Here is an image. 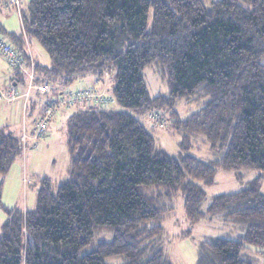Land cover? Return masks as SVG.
Listing matches in <instances>:
<instances>
[{
	"label": "trees",
	"instance_id": "1",
	"mask_svg": "<svg viewBox=\"0 0 264 264\" xmlns=\"http://www.w3.org/2000/svg\"><path fill=\"white\" fill-rule=\"evenodd\" d=\"M7 0H0L6 4ZM19 33L0 36L28 54V38L48 53L39 81L72 83L114 70L117 106L89 104L68 124L70 176L39 181L31 210H8L0 264H174L163 247L164 221L182 192L192 222L221 217L238 238L199 243L197 264H257L264 255V0H27ZM162 68L169 92L150 94L145 70ZM200 102L180 116V101ZM169 111L181 151L161 148L140 115ZM203 135L213 157L190 152ZM24 151L20 135L0 128V174ZM220 169L261 174L235 192L207 193ZM2 183H0L1 205ZM89 249V250H88Z\"/></svg>",
	"mask_w": 264,
	"mask_h": 264
},
{
	"label": "rangeland",
	"instance_id": "2",
	"mask_svg": "<svg viewBox=\"0 0 264 264\" xmlns=\"http://www.w3.org/2000/svg\"><path fill=\"white\" fill-rule=\"evenodd\" d=\"M203 1L206 5H209V0ZM27 2V0H22L21 8ZM7 6V4L0 2V21L6 24L11 31L19 33L22 30L20 16ZM28 45L34 51L38 60H42L43 63H50L48 53L36 40L29 37ZM10 72L12 73L10 67L0 55V91L9 86ZM114 75V70H110V74L106 75L108 81L111 80V90L114 84ZM145 79L152 96L168 94V83L163 77L162 68L158 63L154 62L146 68ZM19 90L20 92L23 91L21 86ZM200 106V102L183 100L178 103L177 110L180 116L185 118L199 109ZM13 108L7 103L0 102V128H5L16 135H20L24 131L23 119L16 120ZM116 108L120 109V107ZM71 112L73 111L71 110ZM71 112L59 119L58 124L52 123L51 132H53V135L50 134V140H47L48 138L44 140L38 149L24 148V153L14 162L9 172L6 175L0 174V183H2L0 236L2 224L8 218V210H31L35 207L36 191L41 178L49 177L56 183H60L70 176L71 154L68 145L67 121ZM159 112L162 114L163 126L153 123L149 114H146L147 116L140 115L139 118L154 133L161 148L171 155L178 156L181 151L180 142L182 137L170 125L173 120L170 112L164 110ZM28 121L30 122V119ZM192 145L190 152L195 156L203 160H210L213 157L210 143L203 135L194 138ZM242 173V176L239 177L236 170L220 169L213 184H205L203 181L195 180L196 183L203 186L207 193L204 208L208 206L213 196L238 191L246 186L250 180L261 174L259 170L255 169L243 170ZM171 203L175 210L164 221L163 247L174 264H197L198 246L203 240L214 237L238 238L242 234V229L237 223L220 215L192 222L186 214L182 192H179ZM251 255L257 264H264V255H259L258 252H251ZM125 261L126 259L122 256L106 259L107 264H124Z\"/></svg>",
	"mask_w": 264,
	"mask_h": 264
},
{
	"label": "built area",
	"instance_id": "3",
	"mask_svg": "<svg viewBox=\"0 0 264 264\" xmlns=\"http://www.w3.org/2000/svg\"><path fill=\"white\" fill-rule=\"evenodd\" d=\"M6 4L7 7L13 9L22 17V0H7ZM0 55L7 62L13 75L8 88L0 91L1 102L19 103L20 100L24 99L25 110H27L29 100L34 93L42 88L48 91L51 90L52 86L49 83L40 85L35 59L29 53L26 54L21 51L5 36H0ZM20 86L23 89L22 92L19 90ZM79 103L110 108L116 103V99L106 92L99 91L94 85H82L58 91L56 96L47 99L39 109L32 130L24 129L21 134L24 148L38 149L49 135L51 122L60 115L62 110L74 107ZM150 115L153 123L164 125L162 114L158 110L150 113Z\"/></svg>",
	"mask_w": 264,
	"mask_h": 264
},
{
	"label": "crops",
	"instance_id": "4",
	"mask_svg": "<svg viewBox=\"0 0 264 264\" xmlns=\"http://www.w3.org/2000/svg\"><path fill=\"white\" fill-rule=\"evenodd\" d=\"M20 20H21V18H20ZM4 25L6 26V28L9 31H11L7 27L6 24H4ZM12 32H15V31H12ZM27 48H28V53L35 59L36 63L37 62H40V63H42L44 65H48L47 63H43L42 60H38V58L35 55L34 51L31 50L30 45H28ZM106 75H108V74H106ZM10 77H11L10 78V83H11V81L13 79V75H12L11 72H10ZM107 78L108 77H106V76L105 77H102V78H99L96 75L88 74V75H85V76H79V77H77L72 83H69V84H65L64 81L61 80V79H59V80H51V81H39L40 82V85L45 84V83H49V84H51L52 88L49 91L48 90H44L42 88V89H40V91L34 93L32 95V97L30 98V100H29L28 109L27 110H25V102H24V99L23 100H20L19 103H11V104H8L7 103V105H10V106H13L14 107L13 108V111H14V115L16 117V120H19L21 118L23 119V130L26 129L28 131H31L32 130V127H33L34 119H35L36 115L38 114L39 109L47 101V99H50V98H53L54 96H56V94L58 93V91H60L62 89H67V88H76V87H79V86H82V85H94V86H96V88L99 91H106V92L108 91L107 93H110L112 95V90L110 88L111 80L108 81ZM2 103H5L6 104V102H2ZM88 105H89L88 103H79V104L75 105L74 107H70L68 109L62 110L61 113H60V115L58 117H56L51 122L49 135L47 136L48 139L47 138L46 139L47 140H50V138H49L50 134L53 135V132H51L52 131L51 130V126H52V123L53 122L55 124H58L59 119H62L66 114L70 113L71 110L73 112H75V111L81 109L82 107H85V106H88ZM114 107L116 108V107H119V106H117V103H115L114 104ZM73 112H71L70 115H72ZM69 116H68V118H69ZM28 119H30V122L28 121ZM21 134H20V136H21ZM23 153H24V151H23Z\"/></svg>",
	"mask_w": 264,
	"mask_h": 264
}]
</instances>
